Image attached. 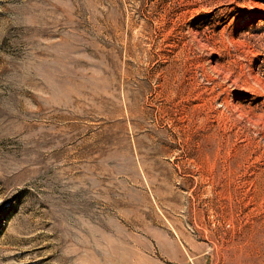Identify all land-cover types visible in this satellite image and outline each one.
Listing matches in <instances>:
<instances>
[{
  "label": "rangeland",
  "instance_id": "1",
  "mask_svg": "<svg viewBox=\"0 0 264 264\" xmlns=\"http://www.w3.org/2000/svg\"><path fill=\"white\" fill-rule=\"evenodd\" d=\"M0 264H264V0H0Z\"/></svg>",
  "mask_w": 264,
  "mask_h": 264
}]
</instances>
